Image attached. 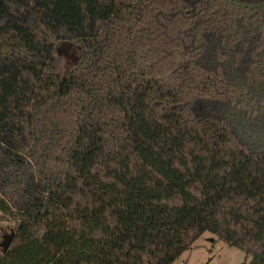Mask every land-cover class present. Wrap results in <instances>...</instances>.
Masks as SVG:
<instances>
[{
	"label": "trees",
	"instance_id": "1",
	"mask_svg": "<svg viewBox=\"0 0 264 264\" xmlns=\"http://www.w3.org/2000/svg\"><path fill=\"white\" fill-rule=\"evenodd\" d=\"M0 222V264H264V0H0Z\"/></svg>",
	"mask_w": 264,
	"mask_h": 264
},
{
	"label": "rangeland",
	"instance_id": "2",
	"mask_svg": "<svg viewBox=\"0 0 264 264\" xmlns=\"http://www.w3.org/2000/svg\"><path fill=\"white\" fill-rule=\"evenodd\" d=\"M58 52L68 61H74L78 55V49L72 44L61 43ZM11 225L0 222V252L9 243ZM197 247L187 251L177 259L174 264H243L245 254L234 247H229L221 241H214L213 237L206 233L196 242Z\"/></svg>",
	"mask_w": 264,
	"mask_h": 264
},
{
	"label": "water",
	"instance_id": "3",
	"mask_svg": "<svg viewBox=\"0 0 264 264\" xmlns=\"http://www.w3.org/2000/svg\"><path fill=\"white\" fill-rule=\"evenodd\" d=\"M10 242H11V240L9 241L8 246L10 245ZM243 264H246V263H243Z\"/></svg>",
	"mask_w": 264,
	"mask_h": 264
}]
</instances>
